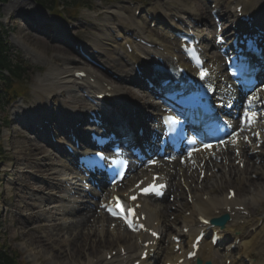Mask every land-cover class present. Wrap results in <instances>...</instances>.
Returning a JSON list of instances; mask_svg holds the SVG:
<instances>
[{
    "label": "rangeland",
    "instance_id": "rangeland-1",
    "mask_svg": "<svg viewBox=\"0 0 264 264\" xmlns=\"http://www.w3.org/2000/svg\"><path fill=\"white\" fill-rule=\"evenodd\" d=\"M15 1L16 0H8L0 4V23H2V26L8 33L7 38L12 46L13 52L17 53L21 60L25 59L28 61V67H26L27 73L25 74L23 86L26 87V85H28L29 90L13 104L8 105V103L4 104V102V106H0V143L6 151V158L0 163V241L3 245H8L10 249L16 252L18 257L25 261L24 264H88L91 260L92 262H96L103 257V249L113 247L117 241L111 238L110 241L107 240V244H95L93 242L95 238L92 236L93 238L90 237L87 244H84L86 241L84 234L80 236L82 242L80 237L78 239L76 238L74 242H69L73 244V246L70 245L69 247L67 246V241H65V234H68L67 238H70L69 235L72 232L71 230L79 231V228H76L77 223L72 228L69 225L67 230L66 228L60 227L53 228V230L40 228L42 223L46 221H55V219L61 217L58 214H53L51 220H45L43 219L44 215H42V213H40L42 217H39V215L34 216L41 211L42 206L49 202L39 205L40 200L33 199L31 195H48L49 184H47L43 175L46 174V169L49 170L53 168L48 165L45 156H39L42 152L43 154L48 153V145H42L38 140L28 138V130L22 127L20 119H23L25 114L29 112H32L35 117L41 116L43 114L42 112H45L47 106L49 107V111L50 108H52V112L55 113L56 117L60 118L61 112L63 113L65 110L68 111L71 109L72 104L69 103L70 101L73 102L75 108L80 109L83 106L81 103L82 100L76 95L69 94V88H66L61 82L52 85L54 97H52L51 100L46 98L44 103L40 102L41 104H39L37 101L36 84L37 86L46 84V82L44 81L43 83L41 79L54 74V72L63 71L65 67L70 65L77 69L82 67L92 68L100 74H96L97 76L105 75L109 77V73L104 68H102V70L97 67L96 64L93 65V63H82L79 55L73 51L72 46H76V43H74L76 40L88 45L95 44L97 47L100 43V39L102 43L108 42L106 39H108L107 37H109V35H104L110 32V29L106 32L107 29L105 25L109 27L112 25L115 27V24H112L111 20L112 17L114 23V17L109 15V11H111L112 8L118 9L119 7L125 12V16H130L132 18L134 10L131 8L130 1L134 0H116L108 5L104 0H85V2L89 4L88 7L81 9L80 12L73 17L74 19L67 14L70 11H66V15L63 16L52 14L51 11L43 5L41 0ZM63 1L64 0H58V3L64 5ZM184 1L187 7H195L196 11L205 15V17L207 16L208 8L204 6L202 0ZM139 2L140 3H137V7H140V14H145L153 10L157 11L161 6L165 7L168 4V0H139ZM137 7L134 8L136 9ZM27 13L30 15H27ZM33 15H35V17L39 16L40 19L48 25V31H50L48 35L36 31L37 28L33 29L27 26L28 24L26 25L25 20H28L27 17H34ZM168 18L171 20V16H168ZM137 20L144 19L141 18ZM210 26H212L211 23ZM53 28H56V32L52 31ZM115 28H118V25ZM69 30L74 33V36L71 37V39L74 40L72 41V46L60 45L59 35H57V33L61 32L68 35ZM156 31L160 34L162 33L160 27H157ZM165 31L168 33L171 32L169 29ZM154 34L156 35V33ZM100 52V57L94 56L100 63H102L101 59L105 64V61L112 60L114 64L122 66L120 61L110 57L108 53ZM213 57L216 58L215 56ZM48 72L51 73L48 74ZM45 73H47V76L38 81ZM109 78L111 79V77ZM113 80H116L115 82L118 83L117 87H123L125 85L132 87L134 93L131 96L138 99L136 97L138 94L136 88L138 87L135 86V88L131 86L132 84L121 82L119 78H113L112 82ZM46 85L48 86V84ZM59 91H61L60 93L63 94V97L56 95ZM139 96H141V94H139ZM68 99L71 100L68 101ZM148 99H150V97ZM140 101L143 100L140 99ZM5 120L8 121V124L4 123ZM32 157L42 158L40 161H35ZM255 171L260 175L258 179L240 178L232 181L233 187L238 190V193L243 198L249 197L251 191L264 194V163ZM204 183H206L204 185H206L210 191L215 189L216 185L217 187L219 186L220 190L214 191L218 195L226 193L227 191V186L223 185V176H213L205 180ZM180 204L188 205L189 202L187 199L183 198L180 200ZM46 207L47 206H45V208ZM252 207L254 209L253 213L258 215L264 213V203H262V205H260V203L253 204ZM177 210L181 212L180 221H182L184 213L181 208L176 209V211ZM59 221L63 222V220ZM66 225L67 224H65V226ZM181 225V227H183V223H181ZM104 236H106V234H104ZM263 236L264 235L261 234V238H259L258 241L264 249ZM217 248L218 246L215 249ZM220 250L221 248L219 251ZM226 254H228L229 257L236 256L229 252ZM226 254H224L222 258L225 257ZM216 257L219 259L221 258L217 253ZM204 263L205 262H203V264Z\"/></svg>",
    "mask_w": 264,
    "mask_h": 264
},
{
    "label": "bare ground",
    "instance_id": "bare-ground-1",
    "mask_svg": "<svg viewBox=\"0 0 264 264\" xmlns=\"http://www.w3.org/2000/svg\"><path fill=\"white\" fill-rule=\"evenodd\" d=\"M184 2H185L184 0H168L167 6L165 7L161 6L157 13L155 11V18L158 15L163 14V13L167 15L170 9L171 11H173V14H174L173 16H177L183 22H188L189 17L191 16L197 19L196 17L197 14L194 13V11H196V8L187 7L186 2L185 3ZM204 3H206L205 0H204ZM239 4H243L242 14L252 12V11H255V13L256 12L258 13L261 9L264 10V0H247V2L237 1L236 4L232 3V5H236V7L234 10H232L230 9L232 6L231 5L228 6L229 9L227 11V14H229L230 16H235L238 24H239V16H238L239 13H238L237 7ZM109 15L114 17L115 22L113 23L112 17H111V20H112V24H115L116 26L118 25V28H116L118 34L116 36L123 37V42L122 43L117 42L116 36L110 35V37H107L108 39H106L108 40L107 43H102V40L100 39L101 44L99 43L98 47L95 46L94 44V47H96V49H99L100 51L104 53H108L110 57H113L116 60L120 61L122 66H118L114 64L112 60L105 61L107 64L106 65L102 59H101V62L103 64L102 63L101 64L108 67L107 69L112 70L115 75L120 76L122 78L125 77V79L130 82V83L128 82V84L137 85L140 88H142L144 83L139 79L138 76L136 77L137 72L135 68L132 66L131 62L133 60L141 61V59H149L150 61L152 60L151 54H157L159 53V51L157 48L155 49L149 48L147 50L146 47L133 41L132 37L128 33L131 32L135 36L145 38L150 43H154L156 45L164 47V49L169 54L176 55L175 54L176 48L174 47L176 45L170 41L172 34H169L167 31H165L166 29L167 30L169 29L170 25L169 27L167 26L164 28V33L159 34L157 31H154L151 28L149 29L147 25L148 21L146 20V18L144 17L137 18L135 16H132L131 18L130 16L129 17L125 16V12L122 11L119 7L118 9L112 8V10L109 11ZM252 15H255V14H252ZM141 18H143L144 20H137ZM261 18H262V22H264V15ZM27 24L30 25L29 22H26V25ZM209 26H210V23H209ZM153 32L156 33V35ZM202 34H203L204 41L207 42L210 39V35H206L204 34V32ZM108 35L109 34L106 33L104 36H108ZM126 41H129L132 43L133 48H134L133 53H129L127 51L125 47ZM169 44H172V45L174 44V45L172 46ZM215 45H216V42H213L212 48H214ZM206 47L208 46H206L205 44L204 48L207 51ZM99 54H101V52ZM99 54H94L93 51L89 53L90 57L93 59H96L94 56L100 57ZM213 56H215L216 58H214ZM213 56L209 58L208 62H210V65L212 67L211 79L213 80V86L215 87V89H217V94L219 95L217 100L219 101V104L229 105L235 102L238 92H237L236 86L230 83V81L228 80V77L226 76V73L223 69V65H221L223 61H222V58H221L222 56L220 55V53H214ZM96 60L98 61V59ZM215 65H218L217 70L214 69ZM78 71H80V69L74 68L70 65L68 67H65L63 71L54 72V74L50 76H47V73L41 76L38 79V81L41 78L47 76L46 78L41 79V81H43V83L45 81L46 84H48V86L46 84H41L37 86L36 84V93H37L38 103L39 104H41L40 102L44 103L46 98H49L51 100L52 98L50 97L52 96L54 92L52 85L54 83L61 82V84L66 86V88H71L74 86L78 87V85L83 86V87L85 86L84 89H86L88 93L94 96H97L96 94H102V93L106 94L107 96L104 97L101 103L109 107L108 109L104 108V115H105L107 122H115V121L119 122L118 117L120 116L121 117L120 119L126 120L127 124L133 126L135 116L141 117L142 115L144 116L148 115L144 111V106H147V108H152L151 110L153 112L151 111L149 114L153 115V120H155L154 118L158 116V113L161 110L160 104H158L157 102L151 101V99H148V97H146V94L144 96V93H142L141 91H136L138 92L136 96L139 99L138 101V99L131 96L134 93L132 87L128 85H125L124 88L117 87L113 84L112 79H108V78L102 79L101 76H97L98 74L93 72L92 70H88V71L83 70L86 73L88 72L89 76L87 79H80V78L75 77V72H78ZM49 73L51 72H48V74ZM139 94H141V96H139ZM147 95H149V93ZM140 99L144 101H140ZM85 103L86 101L83 102V104ZM87 103H88V107H90V102L88 101ZM223 107L226 108V106H223ZM45 112L48 114V106L46 107ZM67 118H69V122L73 123L74 121H77L78 117L77 115H75L73 119L72 116L67 115ZM53 125H55V127H57V130L61 131L62 133L60 122H55V124ZM138 130H139V125H138V128L136 129L135 134H137ZM256 149L257 148L255 147V150ZM253 150L254 148H252V152ZM60 154H61L59 158L60 164L57 165L53 162L48 163V165L51 166V168L53 169H49V170L46 169L47 172L45 175H43V178L45 180L46 178H48V180L56 179L57 181H59L58 184H60V187L66 188L65 196L67 194H70L69 188L70 189L76 188L79 191V193L81 194L85 193L87 195L92 190L88 189L87 191L85 189V186L80 182L81 178H79L77 169L74 167L73 163L71 162L70 156L64 152H60ZM39 156H43V152ZM225 156L229 157L231 156V153L230 155L225 154ZM251 156L256 157L257 154L252 153ZM227 157H224V159ZM32 158L35 161H40L42 157L40 158L32 157ZM200 159H201L200 161L205 160V162L202 163L203 165L200 164V161L198 162L197 167L200 166L199 170L201 172L203 169L208 168V166L212 163L206 160L205 155L200 156ZM215 166H218V165L214 162L212 167H215ZM171 168L175 170L174 174L171 173ZM190 168H191L190 165L184 166V165H181L180 163L173 164V166L168 164V167L161 166V167L152 168V170H154L153 172L164 173L165 176H169L170 179L174 178L176 175L180 176V178L184 177V182L185 184H187L186 188L184 189L186 190L187 193H189L192 196L193 203L188 208V211L191 210V216L186 217L183 214V217H182L183 227H181L182 225L179 226L178 232H181L182 228L184 227H189L188 232L181 233L182 239H186L187 244L190 243V241L194 239L195 234L198 233L199 229L205 228V226H207V224L203 223L204 218L211 219V218L220 217L226 214L225 212L227 211L228 208L230 211V213L228 214L232 218V220L229 223H227L226 232H229L232 235V238L238 237V235L233 236L234 233L239 232V231L242 232V239L238 245V250H236V254L235 252L228 251L227 249L224 251L221 249L219 251V249L221 248L220 245L218 246L217 249H215L216 247H213L210 244V242L205 241L202 243L201 248L199 249L196 258H201V261L203 260V262L205 263L207 261H210V262L212 261L213 264H227L226 260L228 259L231 260L232 264H245L244 258H249L250 261L253 262L254 264H264V249L260 246L259 241H258V238L260 237V232L264 231V214L263 213L261 215L257 214L261 219H263L261 226H259L261 219L258 220L256 217H253V216L251 218L241 216L238 211V207L248 205L247 203L248 200L251 201L252 204L260 203V205H262V203H264L263 201L264 194L259 193L257 198H253L251 195L247 198L238 196L236 199L232 201L227 199L228 194H229L228 192L226 194H221L219 196L214 195L213 197L212 196L213 190L210 191V189L205 185L204 186L201 185L200 188L198 189L196 187L191 188V184L190 185L188 184L189 178L193 177V176L188 175ZM69 170L74 171L71 175L77 174V176H71L70 174H68ZM216 175L217 174H215V176ZM145 176H147V172H145L144 170H141V172L134 171L131 177L126 180V184L130 189L136 181L144 178ZM197 183L199 184V181ZM171 188L173 189V186H171ZM221 189H222V186H221ZM108 192L109 190L105 189V193H108ZM252 192L253 191H251V193ZM31 197L35 200L39 199L40 200L39 205H43L44 203L49 202L48 204L42 206V208H45V206H50V204H52L54 201L53 197L49 194L41 195V196L31 195ZM78 199L79 198L68 195L62 200V205L59 206L58 208V212L61 213L60 215H62L61 220H63V226H61L60 228L68 229L69 225L72 228L77 223L76 228H79L77 239L80 236L84 235V228L87 227L88 221H89L88 220L89 213H91L90 214L91 217H95V219L97 220L98 227H96V230L100 228H104L103 226L104 223H107L108 221V217L98 210V206L94 210L93 208L91 207L88 208L85 204H83V206H86V208L88 209H86L85 212L81 213L82 210L79 207L80 206L79 202H77ZM139 202L142 203V208L139 209L138 212L146 216L147 222L151 224L150 225L151 227L155 225L154 222H158L159 224H157V226H161L163 232H166L167 230L168 231L171 230L170 227L172 228L173 225L176 223V222L171 223V221L169 220L171 215L176 214L179 217L178 220L179 221L181 220V217H180L181 212L179 210L172 211L170 208L172 206L168 202H164V200H162V202L164 203H162L160 200V202H156V204H153L149 201V198L140 197ZM64 208H66L67 210H64ZM38 215L39 217H42L40 216V213H37L34 216H38ZM42 215H44V213H42ZM241 220H243V223L240 222ZM65 224L67 225L65 226ZM246 227H247V230H246ZM249 227L254 228L255 231L252 233L249 232L248 231ZM105 234L106 236L102 235L101 237H98L96 241H98V243L100 242L101 244L104 243L103 240H105V238L107 237V233ZM172 234H176V232H173ZM116 235H117V232H116ZM144 236L145 235L142 233L140 234H135V233H130V232L125 233L123 237H121V240H122L121 242L123 243H120V245H118L117 247L115 246V247L110 248L109 249L110 251H108V248H105L104 256L100 260L96 261L95 264H128L129 259L131 258L134 259L136 256H139L141 251L143 250V247H141L140 242H139V237L144 238L143 242L151 240L149 236L148 237H144ZM168 237H169V244L171 245V248L167 246L166 244V246H164L165 250L163 251L162 256H164V258L165 257L170 258L169 256H167L168 250H170L169 253L172 254L170 256L176 257L177 259L180 257V255L178 253H174L173 248H172L176 245V242L170 240V236ZM225 240H227V238H225ZM170 242H173V243L171 244ZM179 245L181 246V242L179 243ZM186 245L181 246L180 249H182L183 247L185 248ZM158 246H160V244ZM115 248H118L119 250L118 254L112 255L111 250H114ZM121 248H123V253H121L122 251ZM228 252L233 253L236 256L229 257L228 254H226ZM216 253L221 256L220 259L216 257ZM224 254H226V256L222 258ZM108 255H111L110 259H108ZM156 257H157V254L151 260L154 261ZM137 259L138 258L134 260H137ZM90 262H92V260ZM145 262L146 260H144V263ZM195 262H196V259L185 261V264H189V263L196 264Z\"/></svg>",
    "mask_w": 264,
    "mask_h": 264
},
{
    "label": "trees",
    "instance_id": "trees-1",
    "mask_svg": "<svg viewBox=\"0 0 264 264\" xmlns=\"http://www.w3.org/2000/svg\"><path fill=\"white\" fill-rule=\"evenodd\" d=\"M50 5H54V9L59 10L60 4L57 3V0H45ZM64 4L66 5V9L72 11L73 14H76L80 7L84 6L85 4L82 0H64ZM7 49L8 46L6 45L3 36L0 34V81L4 82L3 89L0 90V105L3 99H11L15 95L21 93L22 88L20 86H16L18 80L22 76L23 67L20 64H11L7 57ZM4 69H8L11 72V78L8 80L2 71ZM4 155L2 150V146L0 144V156ZM11 260H9L6 255L0 251V264H10Z\"/></svg>",
    "mask_w": 264,
    "mask_h": 264
},
{
    "label": "snow or ice",
    "instance_id": "snow-or-ice-1",
    "mask_svg": "<svg viewBox=\"0 0 264 264\" xmlns=\"http://www.w3.org/2000/svg\"><path fill=\"white\" fill-rule=\"evenodd\" d=\"M200 75H201V78L203 79L207 75V73L201 72ZM221 106L230 107L231 105H221ZM252 118L253 117H249V119H252ZM166 121H171L173 123L176 122L173 119V117H171V116L167 117ZM207 147H210V146H207ZM108 159H109V157L105 156L103 154V151L101 150V151H98L97 153H95L94 156L89 157L88 160L86 161V163H90V164H93V165H99L100 167H104V162L107 161ZM112 163L114 164L115 160H113ZM132 199H135V197H132ZM116 206L121 212L125 213V218H126V216H127V214L129 213L130 210L127 209L126 205H124V204L119 202V198H117ZM153 235H155V233H153Z\"/></svg>",
    "mask_w": 264,
    "mask_h": 264
}]
</instances>
